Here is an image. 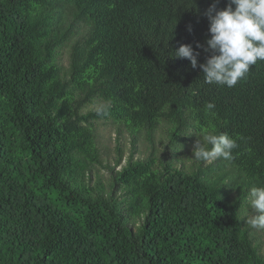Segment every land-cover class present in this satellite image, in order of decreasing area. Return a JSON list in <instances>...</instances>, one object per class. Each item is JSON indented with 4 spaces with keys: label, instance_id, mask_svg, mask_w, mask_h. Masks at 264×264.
<instances>
[{
    "label": "trees",
    "instance_id": "obj_1",
    "mask_svg": "<svg viewBox=\"0 0 264 264\" xmlns=\"http://www.w3.org/2000/svg\"><path fill=\"white\" fill-rule=\"evenodd\" d=\"M213 3L230 0H0V264H264L246 224L264 187V61L233 88L204 81ZM96 101L108 115L84 111ZM101 119L118 142L164 125L170 149L204 131L238 147L187 169L135 149L123 164L119 145L107 191L91 184Z\"/></svg>",
    "mask_w": 264,
    "mask_h": 264
},
{
    "label": "clouds",
    "instance_id": "obj_2",
    "mask_svg": "<svg viewBox=\"0 0 264 264\" xmlns=\"http://www.w3.org/2000/svg\"><path fill=\"white\" fill-rule=\"evenodd\" d=\"M232 5H235L234 9ZM204 15L209 20L210 38L206 45L199 42L196 45L211 53L206 62L199 64L204 81L233 88L247 78L258 61H264V0H230L229 5L220 10L213 3ZM174 55L188 59L196 68L200 53L192 45L182 44ZM213 107L211 103L207 105L209 109ZM109 109L110 104H103L97 108V115L106 116ZM237 147L236 139L227 133L217 135L204 131L202 140L197 138L195 141L193 158L200 162L227 160L232 158ZM249 197L255 214L246 218V224L251 228L264 229V187H252Z\"/></svg>",
    "mask_w": 264,
    "mask_h": 264
},
{
    "label": "rangeland",
    "instance_id": "obj_3",
    "mask_svg": "<svg viewBox=\"0 0 264 264\" xmlns=\"http://www.w3.org/2000/svg\"><path fill=\"white\" fill-rule=\"evenodd\" d=\"M69 46H66L60 55V64L66 68L69 65ZM102 105V102L96 101L95 103L88 105L84 108V111L94 109ZM96 133H97V144L100 148L101 157L103 164L97 165L92 174L91 184L97 185V180L101 179L102 183H105L106 190L109 191L110 182V169L108 165H113L118 154L120 153L118 147L122 148L123 160L122 163L125 164L128 157L135 149L134 157L145 158L150 154H155L161 157L162 154L168 153V159L175 161L176 165H185L187 169L192 167L195 162L193 158V148L195 141L200 139L198 136H194L192 140H187V142L180 141L179 144L174 145L171 149L168 147L169 137L166 132V127L161 126L154 134L152 138H149L145 131L137 136L134 145V137L129 130L124 128V132L121 134L120 142L117 140L118 136V125L111 120L101 119L96 122ZM190 134H194V130H190ZM214 161V160H213ZM212 161L204 162L206 166ZM121 168V165L117 166V169ZM246 214L248 218L253 216L255 213L251 207L247 209ZM254 233L255 241L258 243L261 252L264 253V229L252 228Z\"/></svg>",
    "mask_w": 264,
    "mask_h": 264
}]
</instances>
